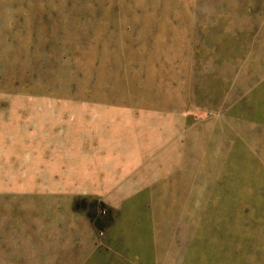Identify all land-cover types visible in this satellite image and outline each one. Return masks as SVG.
Returning a JSON list of instances; mask_svg holds the SVG:
<instances>
[{"label":"rangeland","instance_id":"1","mask_svg":"<svg viewBox=\"0 0 264 264\" xmlns=\"http://www.w3.org/2000/svg\"><path fill=\"white\" fill-rule=\"evenodd\" d=\"M0 264H264V0H0Z\"/></svg>","mask_w":264,"mask_h":264}]
</instances>
